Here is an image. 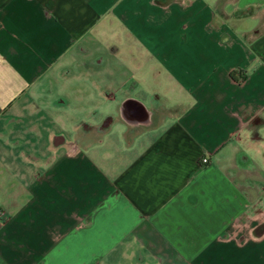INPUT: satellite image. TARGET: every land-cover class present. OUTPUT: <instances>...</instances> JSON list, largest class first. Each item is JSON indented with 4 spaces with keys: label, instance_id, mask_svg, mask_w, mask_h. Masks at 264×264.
Listing matches in <instances>:
<instances>
[{
    "label": "crops",
    "instance_id": "1",
    "mask_svg": "<svg viewBox=\"0 0 264 264\" xmlns=\"http://www.w3.org/2000/svg\"><path fill=\"white\" fill-rule=\"evenodd\" d=\"M0 264H264V0H0Z\"/></svg>",
    "mask_w": 264,
    "mask_h": 264
},
{
    "label": "built area",
    "instance_id": "2",
    "mask_svg": "<svg viewBox=\"0 0 264 264\" xmlns=\"http://www.w3.org/2000/svg\"><path fill=\"white\" fill-rule=\"evenodd\" d=\"M78 147L75 143H71L69 144V148H68V153H75L77 151ZM202 163L205 164L208 162V158L207 157H203L201 159Z\"/></svg>",
    "mask_w": 264,
    "mask_h": 264
},
{
    "label": "trees",
    "instance_id": "3",
    "mask_svg": "<svg viewBox=\"0 0 264 264\" xmlns=\"http://www.w3.org/2000/svg\"><path fill=\"white\" fill-rule=\"evenodd\" d=\"M234 74H235L234 72L231 73L232 76H234Z\"/></svg>",
    "mask_w": 264,
    "mask_h": 264
},
{
    "label": "rangeland",
    "instance_id": "4",
    "mask_svg": "<svg viewBox=\"0 0 264 264\" xmlns=\"http://www.w3.org/2000/svg\"><path fill=\"white\" fill-rule=\"evenodd\" d=\"M57 127V126H56ZM58 128V127H57Z\"/></svg>",
    "mask_w": 264,
    "mask_h": 264
}]
</instances>
